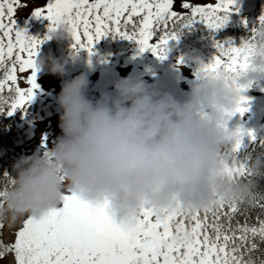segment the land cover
Segmentation results:
<instances>
[{
    "label": "snow or ice",
    "instance_id": "6c2138e0",
    "mask_svg": "<svg viewBox=\"0 0 264 264\" xmlns=\"http://www.w3.org/2000/svg\"><path fill=\"white\" fill-rule=\"evenodd\" d=\"M14 3L0 0V114L8 116L24 111L32 100L38 88L36 54L43 41L50 39L47 34L43 39L29 36L18 28L13 19ZM234 3L217 0L201 6L181 0L179 6L186 10L182 13L173 10L174 0H47L46 7H36L31 15L47 19L49 33L58 28L67 31L77 51L84 49L91 55L94 44L111 35L132 41L139 52L148 51L163 60L168 42L178 39L194 22L203 24L209 35L223 28ZM242 23L251 37H241L238 45L232 40L213 41L215 54L197 70L198 80L223 73L234 82L254 59L261 58L258 32L264 29V14L251 27L246 21ZM25 72H30L25 81L28 87L22 89L17 86L18 73ZM236 91L237 103L223 118L226 130L234 113L242 116L248 110L242 95L245 89L238 87ZM257 142L262 150L256 157L264 159V137L237 128L229 132L227 143L218 152L222 171L230 180L255 184L246 203L220 201L191 214L143 206L131 223L117 224L105 205H92L67 193L57 208L39 218L24 219L14 243L0 245V257L6 251L14 252V264H256L251 256L258 247L256 238L264 242V219L259 227L249 226L246 215L244 224L233 226L232 221L238 213H246L241 205H259L264 210V189L258 192L253 179L264 176L253 177L249 171L253 158L249 148ZM39 150L46 154L48 147L42 142ZM3 176L7 184L0 197L11 183L8 173Z\"/></svg>",
    "mask_w": 264,
    "mask_h": 264
},
{
    "label": "clouds",
    "instance_id": "9594fccd",
    "mask_svg": "<svg viewBox=\"0 0 264 264\" xmlns=\"http://www.w3.org/2000/svg\"><path fill=\"white\" fill-rule=\"evenodd\" d=\"M258 44L261 58L234 82L223 73L205 76L184 101L143 79L121 78L98 99L88 94L83 74L63 81L56 97L60 134L46 154L33 151L11 165L0 222L39 218L67 193L105 205L117 224L131 223L143 206L191 214L220 201L246 203L255 184L230 180L218 152L231 132L222 122L237 103L236 89L264 82V29ZM36 63L64 74L54 58ZM249 171L264 176V159L253 157Z\"/></svg>",
    "mask_w": 264,
    "mask_h": 264
},
{
    "label": "rangeland",
    "instance_id": "374dc122",
    "mask_svg": "<svg viewBox=\"0 0 264 264\" xmlns=\"http://www.w3.org/2000/svg\"><path fill=\"white\" fill-rule=\"evenodd\" d=\"M189 2L192 5L200 2L209 5L216 3L217 0H189ZM46 4L47 0H15L13 19L16 20V26L24 29L27 35L38 39H43L46 34L50 35L48 20L31 15L36 7H46ZM253 5L263 6L264 0H235L228 21L223 28L212 35H209V30L203 24L194 22L191 28L181 31L178 37L182 41L180 46L174 48L170 43L172 40L168 42V52L163 60L153 56L151 52H139L132 41L114 39L111 35H106L96 42L92 54L89 55L84 49L77 51L73 48L72 38L67 31L56 29L57 35L44 40L39 46L36 61L44 58L47 62L48 58H54L63 62L64 74L56 76L49 73L46 66L38 68L36 73L38 88L34 90L33 98L26 109L21 111L20 126L24 127L23 136L5 149L3 154L14 163L21 155H30L33 151H39L42 142L47 147L52 145L60 134L56 97L61 84L81 74L89 81L88 94L93 99H98L102 94H111L113 84L127 77L132 80L143 79L153 85L157 91L167 92L178 101H184L188 97L189 90L199 81L197 70L200 65L195 63L197 59L195 50L212 58L216 51L213 41L232 40L238 45L241 37L250 38L251 33L246 31L242 21H246L249 27L257 21L247 10ZM257 27H259L258 23ZM28 75L30 72L18 73V87L22 89L28 87L25 83ZM259 88L264 89V82H261ZM245 93L244 91L242 95L246 97ZM245 106L253 107L264 114L262 100H251L246 97ZM236 115L237 113H234L227 122L230 131L238 128ZM0 223L3 225L0 227V244L11 246L15 241V232L22 227V221L14 224ZM0 264H14V252L6 251L0 257Z\"/></svg>",
    "mask_w": 264,
    "mask_h": 264
},
{
    "label": "trees",
    "instance_id": "16d2710c",
    "mask_svg": "<svg viewBox=\"0 0 264 264\" xmlns=\"http://www.w3.org/2000/svg\"><path fill=\"white\" fill-rule=\"evenodd\" d=\"M181 0L174 1V9L175 11L181 12L186 11L180 8ZM185 2H189V0H185ZM191 4V3H190ZM196 5L203 6V3H197ZM249 14L253 16L254 19H258L261 14H264V5L258 6L253 5L247 8ZM171 46L176 48L182 44V41L179 39L170 41ZM186 46V45H184ZM196 54V61L195 63L198 65L207 64L211 59L209 56L202 54L200 51L195 50ZM145 74V72H144ZM0 78H2V72H0ZM179 76L176 79L178 80ZM246 97L253 100H262L264 102V89L253 87L252 89L246 90ZM5 95L7 93L5 92ZM248 110L241 116L237 113V121H238V128H243L245 130L250 129L256 135L257 138L264 137V114H261L257 109L253 107H248ZM22 121L21 118V111H16L13 115L8 116L5 114H0V190H3L7 184L6 179L4 178L3 174L6 172L8 174L11 173V165L13 162L3 154V151L9 147H11L14 142H16L19 138L23 136V129L24 127L20 126ZM254 124V125H252ZM252 125V127H251ZM245 140L247 138L245 137ZM260 145L257 144L254 146H250L249 152L251 153L252 157H256L261 152ZM242 159V157H241ZM257 185V191H261L264 189V178H253ZM246 181V180H245ZM264 202V201H262ZM242 210L247 209L246 213H238L232 223L233 226L239 222V224H244L245 215L247 216V223L249 226H256L259 227V221L264 219V210H261L259 205L256 207H252L251 205H241ZM257 242V249L253 251L251 258L259 264L260 261L264 260V242H260L258 238H256ZM1 245V244H0ZM245 258H248L247 255Z\"/></svg>",
    "mask_w": 264,
    "mask_h": 264
},
{
    "label": "water",
    "instance_id": "95a60500",
    "mask_svg": "<svg viewBox=\"0 0 264 264\" xmlns=\"http://www.w3.org/2000/svg\"><path fill=\"white\" fill-rule=\"evenodd\" d=\"M38 82H40V80H38Z\"/></svg>",
    "mask_w": 264,
    "mask_h": 264
}]
</instances>
